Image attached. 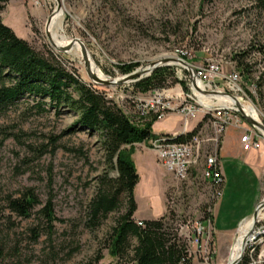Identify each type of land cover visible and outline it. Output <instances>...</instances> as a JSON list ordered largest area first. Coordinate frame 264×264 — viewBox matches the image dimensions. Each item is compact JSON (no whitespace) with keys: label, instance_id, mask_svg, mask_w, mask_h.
<instances>
[{"label":"rangeland","instance_id":"1","mask_svg":"<svg viewBox=\"0 0 264 264\" xmlns=\"http://www.w3.org/2000/svg\"><path fill=\"white\" fill-rule=\"evenodd\" d=\"M60 1L63 11L58 32L60 46L73 39L82 41L87 56L100 69L104 79L122 78L163 58L165 63L168 59L181 58L193 68L216 60L223 74L238 79L241 92L237 95L242 98L241 105L252 106L257 121L264 125V61L253 49L264 39V0ZM56 7V0H7L0 10V18L35 50L45 55L51 53L81 81L92 83L86 75L83 59L67 50H55L45 35L46 19ZM58 17L59 10L49 26L50 34ZM71 49L81 52V45L75 43ZM245 51L243 61L250 66V80H245L236 67L237 56ZM165 66L170 67L175 79L169 86L179 89L176 77L186 74L187 70L175 63ZM134 82L97 87L127 116L136 120V99L146 97L152 89L140 91L134 87ZM235 114L239 118L240 127L234 128L238 138L242 128L251 124L239 112ZM156 119L152 127L154 135L174 130L182 122L174 112ZM75 120L76 114L70 111L59 115L49 111L26 117L17 111H8L0 117V264H80L87 261L108 264L114 261L105 237L117 212L110 211L92 224L88 221L87 205L100 186L99 178L103 175L114 177L116 173L105 159L98 135L73 128ZM230 128L233 127H228L227 132L234 131ZM200 135H208L206 126ZM53 136H56L54 142ZM219 145L220 142L216 157L220 167ZM132 148L131 158L134 154L132 160L140 175L133 191L137 197L133 218L144 220L165 214L168 224L186 241L189 264H230L228 248L236 230L231 239L224 240L222 220L229 223L248 204L251 199L248 184L256 190L258 201H264V166L259 171L254 170V175L242 169L243 177L250 175L244 179L247 183L238 179L240 176L235 170L227 171L225 183L221 181L224 190L218 199L220 193L213 196L212 186L201 176L199 167L186 179L178 180L159 165L147 142L133 143ZM259 149L264 151L263 145ZM23 188H31L40 202L26 218L16 216L5 204L6 196H15ZM47 199L55 218L51 223L39 212ZM257 219L255 226L264 224L263 213ZM197 230L198 242L193 243L188 238ZM239 255L240 252L235 260ZM95 257L98 258L94 260ZM245 258L250 262L246 250L238 264Z\"/></svg>","mask_w":264,"mask_h":264},{"label":"trees","instance_id":"2","mask_svg":"<svg viewBox=\"0 0 264 264\" xmlns=\"http://www.w3.org/2000/svg\"><path fill=\"white\" fill-rule=\"evenodd\" d=\"M6 1L0 0V10ZM253 49L264 61V39ZM245 54L246 51L237 56L236 67L245 80H250V66L243 61ZM174 81L170 67L161 66L133 85L140 91H147L168 87ZM8 111H17L24 117L49 111L55 115L70 111L76 114L73 128L98 135L105 159L116 174L99 178L100 186L87 205V214L88 221L94 224L108 212H117L105 237L108 252L114 258L108 264L190 263L186 241L176 228L168 224L165 214L144 220L133 218L136 210L133 191L138 174L131 158L132 145L147 142L154 136L151 124L156 117L131 119L116 102L106 97L103 90L81 81L51 53L45 55L35 50L0 18V117ZM200 122L189 131L176 134L173 142H188ZM55 137H52V142ZM211 186L212 191H220L221 182ZM5 204L10 212L26 218L40 202L31 188H23L15 196H6ZM39 212L48 223L55 220L49 199L41 205ZM246 262L249 260L245 258L242 264Z\"/></svg>","mask_w":264,"mask_h":264},{"label":"built area","instance_id":"3","mask_svg":"<svg viewBox=\"0 0 264 264\" xmlns=\"http://www.w3.org/2000/svg\"><path fill=\"white\" fill-rule=\"evenodd\" d=\"M220 66L216 60L207 61L202 67L193 68L190 66L191 74L187 71L186 74H179L176 77L175 83L179 85V89L175 86L155 88L149 91L146 97L137 98L134 104L136 120L147 118L150 115L160 118L168 112H174L182 119L180 125V129H182L187 128L192 119L201 118L200 125L197 127L194 136L188 139V142L162 143L159 134L147 140L149 147L156 154L159 165L178 180L186 179L192 170L199 167L201 176L210 184L217 185L222 181L216 157L217 147L223 132L228 127H240L239 118L235 114L238 111L234 103L227 102L225 98H231L226 95L229 94L235 97L239 104H241L242 98L237 95L238 92H241L238 79L223 74ZM181 67L185 68L184 66ZM192 80L199 89L215 91L222 97L216 98L215 94L199 92L193 87ZM203 126L208 128V135H200ZM239 143L244 151L257 150L261 145L264 147V133L253 125L242 128ZM219 193L220 191H214L216 197ZM257 221L259 219L256 218L255 223ZM259 229H264V224L253 226L244 245H248V240L252 236H259ZM198 233L199 230L190 235L188 239L192 240L193 243L198 242ZM260 245L249 247L251 258L247 264H263L264 237H261ZM234 264H237V261Z\"/></svg>","mask_w":264,"mask_h":264},{"label":"crops","instance_id":"4","mask_svg":"<svg viewBox=\"0 0 264 264\" xmlns=\"http://www.w3.org/2000/svg\"><path fill=\"white\" fill-rule=\"evenodd\" d=\"M178 115V114H177ZM179 116V115H178ZM158 119H156L155 121H157ZM152 122L151 124V132L152 131V127L154 122ZM200 121L199 117H196L194 119H192L191 121H189L187 128L185 129L187 131L191 130L197 122ZM230 129H234V128H230ZM184 129H180V127L174 129V130H170L167 131L163 134H166L165 136H175L176 134H181L182 131ZM229 129H226L222 136H221V140H220V145H219V149H218V157H219V163H220V171L222 174V180L223 183H225V179L228 176V172L227 171H236L238 172V177L240 176V178L238 179H242L241 182L247 183L246 180H244L245 178H250V175H252L254 170H260L263 166H264V151H262V149H257V150H247L244 151L241 149L240 143H239V137L237 138V136L235 137V130L233 132H227ZM154 134V133H153ZM163 134H159V135H163ZM161 137V136H159ZM163 137V136H162ZM138 145L140 143H137ZM134 154H132V158ZM233 160H237V163H234ZM136 169V168H135ZM242 169H248V177H243L244 175L242 174ZM136 172L138 174V177L140 176L137 169ZM254 175V173H253ZM140 178V177H139ZM138 183V181H137ZM136 183V184H137ZM135 184V186H136ZM247 186L251 187V199L248 202V204H246L240 211V213L234 217L229 223L224 222V220H222V231L221 234L225 237L224 240H228L232 238V232L234 230L237 231V229L245 224L248 223L251 220V214L253 209L255 208L259 197L256 193V190L254 189L253 186H251L250 184H248ZM224 190V184L221 183V192L220 195L217 197L218 199L221 197L222 192ZM135 198V202L137 204V197L134 195ZM218 199L216 200L215 204L218 203ZM263 207V205L261 207H259L258 211H257V216H259L260 213V209ZM259 213V215H258ZM214 216V215H213ZM144 219H148V218H144ZM150 219V218H149ZM213 221L214 224L216 223V220L213 217ZM216 227V224H215ZM229 249V255H228V262H232L239 254V249L236 243V234L234 236V239L230 245Z\"/></svg>","mask_w":264,"mask_h":264},{"label":"bare ground","instance_id":"5","mask_svg":"<svg viewBox=\"0 0 264 264\" xmlns=\"http://www.w3.org/2000/svg\"><path fill=\"white\" fill-rule=\"evenodd\" d=\"M56 2H57V7L53 11V13L49 16L48 23L46 25V31H47V33L49 35V41L51 43H53V45H55V46H60V44L58 42V32H59V29H60V23L62 22V18H63V11H62L61 1L60 0H56ZM57 10H59L58 21L56 22V24H55V26H54L51 34H50L49 33V26L51 24V21H52L53 17L55 16V13L57 12ZM75 43H79L81 45V48L84 49L85 58H86L87 63H88V70L94 75V73L92 72V69H91V67H92L95 70V72H96V74L98 75L99 78H104L103 74L100 71V69L96 65H94L92 59L87 56V50H86V47H85V45H84V43L82 41H75V40L70 41L67 44V47H68L67 51H69V53L71 55H73L74 57L82 58V53L80 51L71 49ZM64 46H66V45H64ZM167 63H177V61L174 60V59H168ZM143 68H144L143 69V74H144V73H146L148 71L149 67H148V65H145ZM215 95H217V94H215ZM216 98H218V97H216ZM227 98H229V97H227ZM229 99H231V98H229ZM227 102L232 103L234 101H233V99H231L230 101H227ZM241 108H242V110L245 113L249 114L253 119L257 120L258 116H256V112H255V110L253 109L252 106H250L248 104H244V105L242 104ZM182 129H184V130L182 131L181 134L185 133V131H186L185 130L186 128H182ZM174 137L175 136H163V137H159V139L162 141V143H173ZM262 213L264 214V204H263V212ZM262 213L259 216H257L256 218L262 216ZM252 224H253V221L251 219L248 223H245V224L241 225L236 231V243H237L239 252H240L242 244L248 238V232L251 229ZM263 234H264V229H259V236H252L250 238V240H248V245H244V247H243L244 249L242 250V252L240 253V255L238 257L237 264L242 259L244 250H246V252L248 254V258L249 259L251 258V251H250L249 247H257L258 245H260L261 244V237L263 236Z\"/></svg>","mask_w":264,"mask_h":264},{"label":"water","instance_id":"6","mask_svg":"<svg viewBox=\"0 0 264 264\" xmlns=\"http://www.w3.org/2000/svg\"><path fill=\"white\" fill-rule=\"evenodd\" d=\"M48 19H49V17L46 19V22H45V35H46V37L48 38V41H49V35H48L47 31H46V25H47V23H48ZM73 40H75V41H79L78 39H73ZM70 41H72V40H70ZM49 43L51 44V46H52L55 50H57V51H59V52H64V51H66V50L68 49L67 45H66V46H55V45H53V43H51L50 41H49ZM81 53H82V59H83L84 69H85V72H86L87 77L89 78V80H90L94 85H96V86H103V87H108V86L118 85V84H120L121 82H124V81H137V80H139L140 78L143 77V76H141V75H145V76H147V75L149 74V72H150L151 70H153L154 68L159 67V66H165V65H167V63H165V62H166V59L163 58V59H160V60H158V61H154V62H150V63H148L147 65H148L149 69H148V71H147L146 73H144V74H143V69H144V68L141 67V68H139V69H137V70L131 71V73H129V74L124 75L122 78H116V79H110V80H107V79H104V78H98L97 76L93 75V74L88 70V63H87V60H86V58H85V52H84V49H83V48H81ZM176 61H177V63H175V64H178V65L184 66V67L186 68V70L188 71V73L191 74L190 68L188 67V65H187V64H186L181 58H176ZM145 76H144V77H145ZM192 84H193V87H194L196 90H198L199 92H201V93H204V94H211V95H212V94H216L215 91H204V90L199 89V88L196 86V84L193 82V80H192ZM224 94H226V93H224ZM226 95L230 96L231 99H233V101H234L233 103H234V105H235L237 111L239 112V114L242 116V118H243L246 122H248L249 124L255 126L256 128H258L259 130H261V131L264 133V125H262L259 121L253 119V118H252L251 116H249L247 113H245V112L242 110V108H241V104H239V102L235 99V97H233V96H231V95H229V94H226ZM263 202H264V201H262V200H261V201H258L257 204H256V206H255V208H254L253 211H252L251 219H252V221H253V224H252L251 229H250L249 232H248V236H249V234H250V231H251L252 228H253L254 221H255L256 216H257V211H258L259 207H261V206L263 205ZM246 241H247V239H246V240L244 241V243L242 244L241 249H240V252L242 251V249H243L244 244L246 243ZM237 260H238V259H236V260L230 262V264H234V263H236Z\"/></svg>","mask_w":264,"mask_h":264}]
</instances>
